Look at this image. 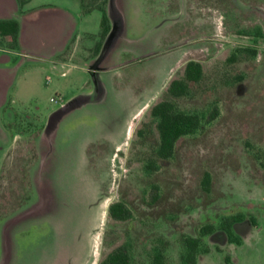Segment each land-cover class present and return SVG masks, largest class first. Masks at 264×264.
I'll list each match as a JSON object with an SVG mask.
<instances>
[{"label": "rangeland", "instance_id": "rangeland-1", "mask_svg": "<svg viewBox=\"0 0 264 264\" xmlns=\"http://www.w3.org/2000/svg\"><path fill=\"white\" fill-rule=\"evenodd\" d=\"M43 3L80 8L78 0L32 5ZM109 3L122 27L100 79L128 83L147 102H64L46 171L50 198L35 210L40 198L30 175L44 118L60 106L61 95L81 94L91 76L81 53L72 59L75 66L56 70L23 57L16 69L26 74L17 80L18 102H5L1 111L14 139L0 142V244L2 228L16 216L9 225L21 256L15 264H100L119 245L128 248L133 264H151L156 251L164 264H184L182 235L200 236V227L212 224L215 230L201 236L195 264H225V256L233 264H264V0ZM11 12L21 15L17 1L0 0V15ZM86 14L80 47L93 55L103 42L101 12ZM36 17L24 16L26 38ZM11 43L0 35L6 63L19 58ZM188 60L201 63L202 76L172 101L177 110L197 114L200 126L162 159L150 108L172 78L183 76ZM119 201L130 211L123 220L108 211ZM26 211L32 214L23 216ZM238 212L246 215L234 225L240 245L229 243L218 227L223 216Z\"/></svg>", "mask_w": 264, "mask_h": 264}, {"label": "crops", "instance_id": "crops-1", "mask_svg": "<svg viewBox=\"0 0 264 264\" xmlns=\"http://www.w3.org/2000/svg\"><path fill=\"white\" fill-rule=\"evenodd\" d=\"M34 1L35 0H29L23 5L21 8V15L12 12L8 15H3L6 13L0 15V18L12 17L16 18L19 22L18 46L15 50V55L19 57L18 60H13L14 58L10 55V57H12L10 58L11 62L6 63V61L0 57V142L6 146V144H9L14 139L9 137V134L2 125L3 116L1 115V111L5 102H18L17 87L25 72L19 74L16 69L23 57L30 58L29 56H35V63L39 65L47 63L52 70H56L65 67L69 69L75 66V64L72 63V59L75 55L81 53L86 56V69L91 76V82L82 87L83 92L81 94H71L66 98L61 95L59 97H62V99H60V106L53 114L49 113L44 118L42 129L35 143L37 159L31 165L30 175L33 185L37 188V195L40 198L38 204L35 206V210H38L43 207L47 198H50L48 187L51 186V180L46 175V171L48 172L53 164L51 162V155L53 154L54 138L56 129L61 122L60 113L64 112V102H147V100L141 101L139 92L136 93L134 91L131 93L128 83L123 82L120 85H108L100 79V75L103 73L102 71L107 69L104 64L110 59L109 52L117 42L122 27L119 16H115L110 3L109 7L107 6L111 25L110 31L101 43L98 51L92 55L88 46L82 45L80 47L81 37L79 32H81V21L88 14L82 13L81 9L75 5H72L71 8L50 3L32 5ZM28 14H35L37 17L32 20L34 23L29 25V37L26 38L24 35V16ZM39 19H43V21H38ZM39 22L43 23L38 25ZM27 47H29L30 50H26ZM171 66V64L167 65L168 68ZM168 68L164 70L163 75L167 73L169 70ZM65 73L66 71L62 70L60 74L64 76ZM17 80H19V82ZM157 91H159V96L162 88H158ZM153 100L152 101L155 102L156 99ZM52 101H55V99ZM54 114L55 116H53ZM118 144H115V147H117ZM31 211L23 212V216L32 214ZM15 217H13L1 230L2 238L0 250L2 252H0V264H15L18 262L19 258L21 260L18 247L15 248L16 246L12 244L10 239L11 235L15 232L12 231V226L9 227V225L14 223ZM46 264H50V262H46ZM52 264L60 263L53 262Z\"/></svg>", "mask_w": 264, "mask_h": 264}, {"label": "trees", "instance_id": "trees-1", "mask_svg": "<svg viewBox=\"0 0 264 264\" xmlns=\"http://www.w3.org/2000/svg\"><path fill=\"white\" fill-rule=\"evenodd\" d=\"M22 8L29 0H16ZM81 11L88 13L94 9L101 12L100 39L103 41L108 35L111 25L107 12L108 0H78ZM19 22L16 18H0V35L10 36L12 48L18 46ZM203 73L199 61L188 60L183 68L181 78H172L164 91L162 98L157 100L150 108V114L156 119L158 131L157 154L160 158L166 159L172 156L176 142L183 136L194 133L200 126V117L195 113H186L175 108L173 98L187 94L189 83L200 80ZM214 111L211 116L214 115ZM209 174L206 173L202 180L203 185H208ZM110 216L113 219L123 220L129 216L130 211L123 202L111 203L108 207ZM246 215L242 212L231 213L220 219L218 227L224 232L227 241L236 245L242 243L241 236L235 231L234 225L243 221ZM251 223L256 225V219L249 217ZM215 227L212 224H204L200 227V236L182 235L181 240L185 248L181 254L184 264H195L202 246L201 236L212 233ZM225 264H233L229 256L224 258ZM100 264H133L128 248L125 245L116 246L112 249ZM151 264H164L163 253L156 251L151 258Z\"/></svg>", "mask_w": 264, "mask_h": 264}, {"label": "bare ground", "instance_id": "bare-ground-1", "mask_svg": "<svg viewBox=\"0 0 264 264\" xmlns=\"http://www.w3.org/2000/svg\"><path fill=\"white\" fill-rule=\"evenodd\" d=\"M116 16V15H115ZM117 17V16H116ZM117 20V19H116Z\"/></svg>", "mask_w": 264, "mask_h": 264}, {"label": "built area", "instance_id": "built-area-1", "mask_svg": "<svg viewBox=\"0 0 264 264\" xmlns=\"http://www.w3.org/2000/svg\"><path fill=\"white\" fill-rule=\"evenodd\" d=\"M51 100H53V99H51Z\"/></svg>", "mask_w": 264, "mask_h": 264}]
</instances>
